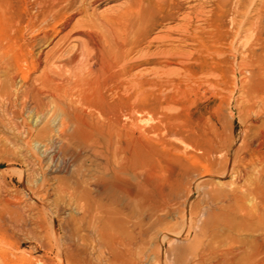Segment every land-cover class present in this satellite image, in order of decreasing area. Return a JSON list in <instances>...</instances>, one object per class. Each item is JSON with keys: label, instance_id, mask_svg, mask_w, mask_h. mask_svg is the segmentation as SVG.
Returning a JSON list of instances; mask_svg holds the SVG:
<instances>
[{"label": "bare ground", "instance_id": "1", "mask_svg": "<svg viewBox=\"0 0 264 264\" xmlns=\"http://www.w3.org/2000/svg\"><path fill=\"white\" fill-rule=\"evenodd\" d=\"M100 1L0 0V158L22 188L12 219L52 214L54 230L71 211L80 248L58 252L69 264H163L174 230L205 236L187 245V264H264V0H236L226 16L219 0H125L97 14ZM219 78L228 106L262 120L210 156L206 107L184 96L192 82L219 96ZM200 185L224 226L188 201Z\"/></svg>", "mask_w": 264, "mask_h": 264}, {"label": "rangeland", "instance_id": "2", "mask_svg": "<svg viewBox=\"0 0 264 264\" xmlns=\"http://www.w3.org/2000/svg\"><path fill=\"white\" fill-rule=\"evenodd\" d=\"M124 1H100L93 5L91 10H94L97 14H105L118 9ZM235 1L219 0L218 7L222 15H227L228 11L233 8ZM246 2L248 3V1ZM211 8V2H208L205 9L209 11ZM178 22L179 19L170 20L165 25L172 26ZM158 34L159 31L155 30L151 33V37ZM208 76L212 77V75ZM217 82L219 86L217 91L221 96L220 94L219 96L209 93L202 94L204 86L198 82H192L190 89L187 90L184 96V101L190 105L192 110H202L203 107H206L201 120L203 133L206 135V139L202 144L210 156L218 155V151L224 152L229 146L237 149L246 134L247 126L250 127L249 136H251L255 130L253 124H259L262 120V117H258L255 113H251L249 116H239L237 109L232 108L231 105L228 106L226 102L230 94L226 83L220 78L217 79ZM178 121L191 122L190 119L183 116L179 117ZM170 139L178 143L174 138ZM196 152L201 154L202 150ZM10 165L13 164L0 158V264H69V261L64 257H59L58 252L72 253L76 247L80 248L79 245H76L77 241L73 238L66 223L73 213L65 211L62 214L61 221L54 218V230L50 225L52 214L46 215L39 224H35L28 216L24 217L23 220H13L11 207H21L22 202L19 198L22 196V188L18 183L17 174L8 168ZM15 166L18 169L19 166ZM223 181L228 183L230 181L229 177H226ZM207 189L208 186L205 185L197 186L190 193L188 201L194 208L198 218H211L212 220L217 218L219 225L222 227L227 219V211L218 208L217 203L208 194ZM171 199L177 204L176 212H180L183 203L187 200L186 191L183 190L180 194H173ZM178 216L177 213L175 216L177 218L172 219L169 225L177 222ZM53 233L57 234L58 241L54 239ZM171 233L175 235L171 236L174 239L173 243L169 244L168 241H164L162 245V250L167 257L166 262H163V264H187V261L192 259L191 251L187 248V245L193 240H202L205 236L198 233L197 236L192 235L190 239L186 240L183 237H177L175 230ZM146 239V242H151V244L155 241L153 238L151 240L150 237H146ZM81 248L83 253L93 256L92 245L83 244ZM112 264L130 263L128 260H119L112 262ZM138 264H156V262L151 259Z\"/></svg>", "mask_w": 264, "mask_h": 264}]
</instances>
